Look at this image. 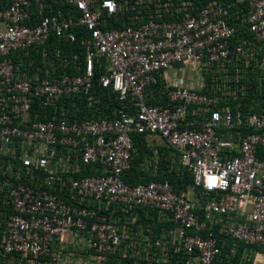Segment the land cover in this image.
Instances as JSON below:
<instances>
[{"label": "built area", "instance_id": "1", "mask_svg": "<svg viewBox=\"0 0 264 264\" xmlns=\"http://www.w3.org/2000/svg\"><path fill=\"white\" fill-rule=\"evenodd\" d=\"M250 70L261 85L264 0H8L0 264H264V107L237 99ZM132 133L149 174L165 146L192 185L129 184Z\"/></svg>", "mask_w": 264, "mask_h": 264}, {"label": "trees", "instance_id": "2", "mask_svg": "<svg viewBox=\"0 0 264 264\" xmlns=\"http://www.w3.org/2000/svg\"><path fill=\"white\" fill-rule=\"evenodd\" d=\"M8 4V0H0V9H3ZM52 40V39H51ZM231 71L234 68V62L230 64ZM251 72V77L249 78L248 84L249 88L247 87V92L242 93L241 90L238 91L237 99L241 101L240 108L243 112L259 110L260 108L264 107V81L261 82V85L258 83V80L253 77L254 74ZM253 75V76H252ZM246 76V75H245ZM217 79L214 75L210 73L205 75V80L207 85L209 86L212 83V80ZM241 82L247 83L242 78ZM260 86V87H258ZM94 88L96 89L97 93L102 96L103 103L100 105V109L96 111L94 114L96 116H103L104 114L110 115V111L119 105L117 101L114 100L113 95L107 90L102 89L97 86L95 83ZM159 88H154L152 92H158ZM231 107H234L235 101L230 98L228 100ZM80 114H83L80 112ZM132 142L135 148L133 152V156L131 159L130 168L125 171L124 177L125 180L129 184L137 183V182H146L150 179H167L169 180L175 190L178 192L186 191L192 185V176L190 171L182 168L180 165L174 163L172 161V150L165 146H158L160 159L159 165L157 167V174L152 176L145 170V167L142 166L144 161L152 155V148L147 144L145 134L141 133H132ZM196 195L202 193L200 188L195 190ZM205 196V194H203ZM230 241L226 240L224 242V249L223 251L227 250L230 246ZM247 245L239 244L238 250L242 252L244 247ZM249 248V246H247Z\"/></svg>", "mask_w": 264, "mask_h": 264}, {"label": "crops", "instance_id": "3", "mask_svg": "<svg viewBox=\"0 0 264 264\" xmlns=\"http://www.w3.org/2000/svg\"><path fill=\"white\" fill-rule=\"evenodd\" d=\"M186 74H187V73H186ZM186 74H184V76L187 77V78H189V75H190V74H187V75H186ZM190 79H191V78H190ZM192 79H193V78H192ZM187 81H188V80H187ZM192 82L195 83V82H197V80H194V79H193ZM195 84H196V83H195ZM153 140H154V142H155L156 144H161V143H162L161 140H160L158 137H156V136H153Z\"/></svg>", "mask_w": 264, "mask_h": 264}, {"label": "rangeland", "instance_id": "4", "mask_svg": "<svg viewBox=\"0 0 264 264\" xmlns=\"http://www.w3.org/2000/svg\"><path fill=\"white\" fill-rule=\"evenodd\" d=\"M187 75V74H186ZM189 77H190V75H189ZM190 196H191V194H190Z\"/></svg>", "mask_w": 264, "mask_h": 264}]
</instances>
